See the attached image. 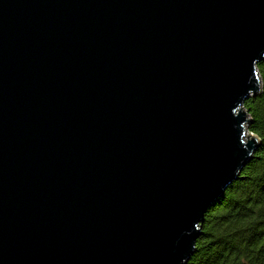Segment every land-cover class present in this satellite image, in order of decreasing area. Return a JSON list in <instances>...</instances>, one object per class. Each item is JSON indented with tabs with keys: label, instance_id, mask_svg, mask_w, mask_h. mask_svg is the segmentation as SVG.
<instances>
[{
	"label": "water",
	"instance_id": "95a60500",
	"mask_svg": "<svg viewBox=\"0 0 264 264\" xmlns=\"http://www.w3.org/2000/svg\"><path fill=\"white\" fill-rule=\"evenodd\" d=\"M263 59L264 0H0V264H185Z\"/></svg>",
	"mask_w": 264,
	"mask_h": 264
},
{
	"label": "trees",
	"instance_id": "16d2710c",
	"mask_svg": "<svg viewBox=\"0 0 264 264\" xmlns=\"http://www.w3.org/2000/svg\"><path fill=\"white\" fill-rule=\"evenodd\" d=\"M256 67L260 91L243 108L258 146L239 177L206 210L185 264H264V59Z\"/></svg>",
	"mask_w": 264,
	"mask_h": 264
}]
</instances>
